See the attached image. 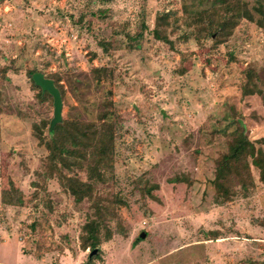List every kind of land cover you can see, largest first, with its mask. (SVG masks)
I'll return each instance as SVG.
<instances>
[{"label":"rangeland","instance_id":"obj_1","mask_svg":"<svg viewBox=\"0 0 264 264\" xmlns=\"http://www.w3.org/2000/svg\"><path fill=\"white\" fill-rule=\"evenodd\" d=\"M200 1L190 0L188 12ZM167 11L181 17V0H0V264H264V182L257 171L255 184L237 186L231 199L217 197L210 183L225 141L222 132L211 136L213 126L238 119L251 140L264 136L262 95L239 89L250 66L264 92V26L241 19L216 46L176 32L172 48L150 33L156 15ZM80 13L90 27L77 22ZM141 21L147 28L135 48L125 33L139 31ZM102 38L111 43L106 52L97 43ZM98 65L113 78L97 83L90 68ZM34 67L58 75L61 121L95 120L102 101L113 102L115 164L96 193L121 194L127 205L115 203L122 228L109 221L92 257L80 243L89 201L76 203L68 182L42 176L47 150L33 124L51 120L53 105L32 85ZM74 173L86 180L84 170ZM179 173L192 183L177 181ZM141 177L158 185L156 199L134 189ZM10 180L20 205L1 201Z\"/></svg>","mask_w":264,"mask_h":264},{"label":"trees","instance_id":"obj_2","mask_svg":"<svg viewBox=\"0 0 264 264\" xmlns=\"http://www.w3.org/2000/svg\"><path fill=\"white\" fill-rule=\"evenodd\" d=\"M189 3L190 0H181L183 7L181 17L170 11L157 14L154 25L150 29L151 35L172 48L174 47L172 35L176 32L178 39L187 40L192 37L199 44L210 39L216 46L228 40L241 19L255 21L258 26H264V0H254L251 6L246 0H201L202 7L195 13L188 12ZM99 12L104 13V9H100ZM254 13L259 16L256 18ZM77 22L86 23V26L90 27V21H86V15L83 13L79 14ZM146 28L145 23L141 21L139 31L134 34L125 33V39L130 45L138 47ZM97 43L105 52L111 46L110 40L105 38L99 39ZM184 58L185 55L182 54L181 60ZM5 71L6 68L1 69L2 76L5 75ZM185 71V68L181 66L180 72ZM35 72L42 73L40 69L34 67L28 70V76L32 85L38 89V96L41 99L49 98L52 102V96L46 91L42 92L41 88L34 83L32 75ZM90 72L97 83L113 78V71L104 65L92 66ZM44 76L54 81L62 99L64 89L59 84L58 75L52 73L44 74ZM257 79L259 74L254 68L248 66L242 69L239 89L242 95L252 94L257 90L256 92L260 93L264 100V92L256 85ZM114 116L113 102L105 98L96 113L95 120L63 119L53 128H50V120H41L40 123L33 124V133L38 139V144L43 145L47 150L45 173L42 176L46 175L45 178L55 176L62 186L68 182L76 203L84 199L90 203L91 214L83 224L80 234L82 247L89 248L90 251L101 243L102 229L107 227L106 224L109 221H117V230L120 231L122 227L115 203L127 205L121 194L108 198L96 193V184L106 182L112 178L113 174L118 127ZM44 130L47 131L46 134ZM218 132L223 133L225 141L223 149L213 160L214 172L210 183L214 188V194L227 200L236 194L237 186L247 190L249 186L255 184L252 168L257 171L258 180L264 182V136L251 140L245 133L243 123L238 119H232L224 125L213 126L211 136ZM76 170H84L86 180L77 178L74 173ZM176 180L187 184L192 183V179L186 173H179ZM9 184L8 189L1 192V201L6 205H20L23 201L20 190L14 186L13 181L10 180ZM133 184L134 189H137L142 197L148 195L156 199L152 191L157 189L158 185L147 177H141ZM106 233H108L106 238L112 234L107 229ZM244 263L262 264L251 259L245 260Z\"/></svg>","mask_w":264,"mask_h":264},{"label":"water","instance_id":"obj_3","mask_svg":"<svg viewBox=\"0 0 264 264\" xmlns=\"http://www.w3.org/2000/svg\"><path fill=\"white\" fill-rule=\"evenodd\" d=\"M34 83L39 86L42 92H48L52 96V105H53V117L50 120V128L61 121V106L62 99L59 92V89L55 86L54 81L51 78H47L41 72H35L32 75ZM145 232L140 234V237H144ZM98 251L97 248H94L89 252V257H92Z\"/></svg>","mask_w":264,"mask_h":264}]
</instances>
